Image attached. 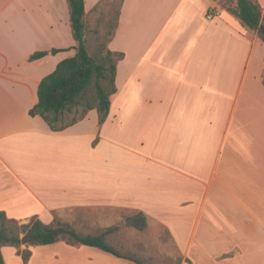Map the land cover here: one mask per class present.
<instances>
[{
  "label": "crops",
  "instance_id": "0c3cea01",
  "mask_svg": "<svg viewBox=\"0 0 264 264\" xmlns=\"http://www.w3.org/2000/svg\"><path fill=\"white\" fill-rule=\"evenodd\" d=\"M101 1L84 0L90 28ZM220 2L123 0L105 121L91 109L53 131L28 111L75 55L68 1L0 0V211L89 234L91 210H136L167 230L179 264H264V42ZM28 249L25 264H136L63 240Z\"/></svg>",
  "mask_w": 264,
  "mask_h": 264
},
{
  "label": "trees",
  "instance_id": "16d2710c",
  "mask_svg": "<svg viewBox=\"0 0 264 264\" xmlns=\"http://www.w3.org/2000/svg\"><path fill=\"white\" fill-rule=\"evenodd\" d=\"M67 1L72 36L75 41V55L58 62L55 69L40 80L37 87V102L28 111L31 116H40L53 131L63 130L84 118L91 109L97 111L99 125L105 121L110 98L116 92L117 60L123 56L122 53H113L107 46L117 27L123 0H102L93 9L98 11L99 15L91 28L86 24L84 0ZM227 2L230 0H221L220 4L237 17L245 27L256 30L259 38L264 42V13L258 0H235L232 6ZM58 51L61 49L35 51L29 59L35 60ZM73 107H81V111L78 116L66 121L65 115ZM115 228L109 227L96 234H80L67 223L56 219L46 224L32 218L29 223L20 224L16 219L7 217L4 211H0V247L17 248V253L25 264L31 251L19 249L23 238L33 237L26 242L30 246L63 240L71 245L95 246L116 257L129 259L136 264H144L133 255L124 254L107 243L106 234ZM0 263H3L1 249Z\"/></svg>",
  "mask_w": 264,
  "mask_h": 264
},
{
  "label": "rangeland",
  "instance_id": "374dc122",
  "mask_svg": "<svg viewBox=\"0 0 264 264\" xmlns=\"http://www.w3.org/2000/svg\"><path fill=\"white\" fill-rule=\"evenodd\" d=\"M227 4L232 6L235 0H230ZM80 111L81 107H73L66 113L65 120L78 116ZM90 212L94 214L95 219L92 218V220L96 222L91 234L109 227H116L106 234L105 239L118 251L133 255L144 264H179V254L175 245L167 230L158 222L136 210L99 208ZM56 220L59 219L56 218ZM68 225L74 229L72 225ZM28 246L30 245L23 243L19 249H28ZM4 247L6 264H16L18 257L11 254L12 246Z\"/></svg>",
  "mask_w": 264,
  "mask_h": 264
},
{
  "label": "built area",
  "instance_id": "2783aa9c",
  "mask_svg": "<svg viewBox=\"0 0 264 264\" xmlns=\"http://www.w3.org/2000/svg\"><path fill=\"white\" fill-rule=\"evenodd\" d=\"M205 17H206L207 19H212V18H213V14H212V13H206V14H205Z\"/></svg>",
  "mask_w": 264,
  "mask_h": 264
},
{
  "label": "water",
  "instance_id": "95a60500",
  "mask_svg": "<svg viewBox=\"0 0 264 264\" xmlns=\"http://www.w3.org/2000/svg\"><path fill=\"white\" fill-rule=\"evenodd\" d=\"M31 239H33V237H25V238H23V239H22V244H23V243H26L27 240H31Z\"/></svg>",
  "mask_w": 264,
  "mask_h": 264
}]
</instances>
